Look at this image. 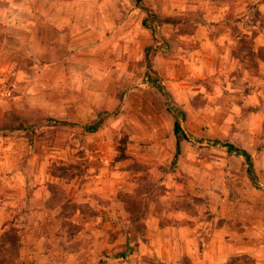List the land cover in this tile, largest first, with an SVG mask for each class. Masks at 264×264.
<instances>
[{"label": "crops", "instance_id": "1", "mask_svg": "<svg viewBox=\"0 0 264 264\" xmlns=\"http://www.w3.org/2000/svg\"><path fill=\"white\" fill-rule=\"evenodd\" d=\"M140 1L157 17L155 45L134 0H0V72L17 64L14 77L31 80L43 102L50 97L41 109L75 128L66 141H89L94 150L87 154V169L75 170L77 158L66 159L58 175L42 172L37 154L30 158L36 170L18 173L10 170L7 141L0 137V256L11 244L22 258L41 257L43 246L51 256L45 241H59L55 247L64 246L65 264H114L106 257L124 255L137 264H264V218L251 227L247 216L229 213V187H137L136 173L139 166L149 168L151 182H160L158 163L163 156L170 164L177 144L165 106L147 98L152 90L144 49L163 48L152 67L182 112L190 111L185 81L214 80V94L230 100L215 110L226 112L224 125L232 128L235 115L250 112L251 104L258 118L264 113V72H250L243 50L253 32L251 52L264 50V30L245 24L246 0L234 6ZM117 108L95 132L84 130L100 112ZM114 135L118 146L99 154L98 145L113 142ZM187 146L180 138L179 154ZM65 154L72 157L73 150ZM84 154L78 153L81 160ZM43 226L48 232H41Z\"/></svg>", "mask_w": 264, "mask_h": 264}, {"label": "rangeland", "instance_id": "2", "mask_svg": "<svg viewBox=\"0 0 264 264\" xmlns=\"http://www.w3.org/2000/svg\"><path fill=\"white\" fill-rule=\"evenodd\" d=\"M238 2L240 0L230 3V5L234 6ZM246 2L249 12L245 24L249 25L250 28H254L255 31L264 30V0H246ZM237 19L240 18L237 17ZM156 28V38L153 40V45L160 39ZM254 35L255 32L250 34L251 37L246 41L247 44L243 45V50L247 49L249 70L256 75L258 72L260 73L261 69H263L261 73L264 72V68H260L261 65L256 61L260 60L264 63V50L258 49L254 53L251 52L250 46ZM161 49L163 48L157 49L156 52H160ZM14 67V70L8 72L1 70L0 72V122L6 120L9 113H13L18 116L20 123L23 125L22 131L0 132V137L6 138L7 141L4 143L5 148L10 151V170L13 169L14 172L18 173L19 171H26L31 174L32 171L36 170V167L32 166L30 158L34 157L36 159L37 154L41 156L42 172H51L58 175L65 170L64 162L66 159L75 161L77 158L81 162L75 166V170L80 171L82 166L87 169L90 157L87 154L94 152L93 149L90 150L92 142L68 143L66 137L71 136L70 129L72 127L70 129L66 128V125L62 124L64 122L52 118L49 113L41 109L50 97H44L45 101L43 102V97L32 88L31 80L14 77L18 65L16 64ZM213 83L214 80L210 79L185 81V88L190 95L184 97L185 105L190 109L188 113L180 111V106L176 102L174 103L168 91L160 83L167 92L171 107L176 109L178 113L183 114V120L180 115H178V118L186 135L188 146L184 149L185 153L173 157L170 164H168V159L161 157L157 169L161 181L166 184L160 185L161 181H157L156 178L154 182H151L154 177L148 172L149 168L139 166L136 169L138 175L137 187H176V185L182 187H229V190L224 194L234 203L229 206L228 212L233 215L247 216L251 227H256L258 218H264V113L262 118H258L255 115L256 103L254 104L255 107L250 103V112L237 113L234 117L236 127L229 128L228 124L224 125L226 112L224 110L218 112L215 109L227 107L230 100L226 96L215 95L211 88ZM148 87L152 92L151 96L147 98H150L152 104H159L162 109L163 105L165 106L163 97L150 85ZM122 103L124 104V102ZM119 110L117 108L110 114L100 112L99 117L104 122L109 116L117 115ZM129 117L130 113L128 112L126 118ZM160 126L164 134L163 121ZM110 128L112 129V127ZM113 138L114 141L111 143H100L98 145L101 149L99 154L104 156L112 153V149L118 146V137L114 135ZM230 141L233 142L230 143ZM226 145H231L235 149L247 153L251 161V172L248 173V166L244 158L235 152L228 153ZM120 147L124 148L127 145L124 144ZM70 149L73 150L72 157L65 154ZM81 151L85 153L83 160L78 155ZM48 152H54L57 156L52 155L49 158H44V155ZM167 175L168 178H166ZM243 200L247 201V204L239 202ZM67 229L72 230L73 228L69 227ZM41 232H48L46 226H43ZM250 234H255V232H250ZM10 239L8 242L14 243ZM45 242L50 244L51 256L48 255L49 247L43 246L41 257L31 258V260L26 256L22 258L17 248L11 244L7 248V255L0 256V264H16L17 262L50 264L49 261L51 263L62 261L65 264L68 257L64 254V246H62V249H58L55 245L59 241H52L54 246L50 241ZM60 242L65 243V241ZM44 251L46 254L43 253ZM3 253L4 251L1 254ZM106 258L115 260L114 264H137L134 260H127L126 255L118 258L107 256Z\"/></svg>", "mask_w": 264, "mask_h": 264}, {"label": "trees", "instance_id": "3", "mask_svg": "<svg viewBox=\"0 0 264 264\" xmlns=\"http://www.w3.org/2000/svg\"><path fill=\"white\" fill-rule=\"evenodd\" d=\"M134 1H135V5L139 7L145 13V17L142 20V26L150 30L154 38L155 28L158 26V20H157L156 15L153 14L149 8L144 7L140 0H134ZM210 1L230 4L238 0H210ZM156 53L157 52L153 50L151 47H146L144 49V63H145V69H146L145 79H146L147 84L150 85L152 88H154L163 97L165 101L166 110L173 119V132L177 138V144H176L174 157H177V155L180 152L179 140L180 138L186 139V135L183 133L181 129V125H180L179 118H178V115H180L183 120V114L178 113L176 109L171 107L170 99L168 98L167 92L164 89V87L160 84L157 73L153 70L152 61ZM102 123H103V119L101 117H98V120L96 122L85 126L84 130L88 133H93L98 128L101 127ZM62 124H65V123H62ZM22 130H23L22 123H20L18 116H16L13 113H9L6 116V120L0 122V132L13 133V132L22 131ZM226 148H227L228 153L235 152L237 155L243 157L248 166V173L251 172V168H252L251 161L247 153H245L244 151H239L238 149H235L231 145H226Z\"/></svg>", "mask_w": 264, "mask_h": 264}]
</instances>
